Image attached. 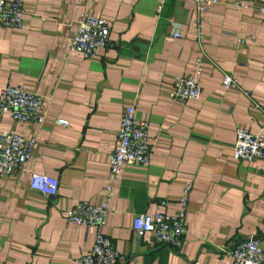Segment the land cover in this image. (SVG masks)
Wrapping results in <instances>:
<instances>
[{
    "label": "crops",
    "instance_id": "crops-1",
    "mask_svg": "<svg viewBox=\"0 0 264 264\" xmlns=\"http://www.w3.org/2000/svg\"><path fill=\"white\" fill-rule=\"evenodd\" d=\"M21 1L22 27L0 28V90L23 85L44 99L47 116L42 125L3 117L0 131L34 138L28 171L59 187L46 197L29 188V173L0 179V263L66 264L91 247L94 234L65 213L101 202L120 116L132 104L148 125L150 156L144 166L123 168L114 214L100 229L120 264H231L229 251L249 237L264 251V160L232 159L236 129L255 134L263 124L244 93L264 108V18L256 10L264 0H217L198 15L189 0ZM87 12L110 26L108 46L92 59L70 51ZM197 59L199 97L170 100L173 79L193 73ZM224 75L235 88L224 90ZM186 181L192 190L181 248L135 235L134 215L177 212Z\"/></svg>",
    "mask_w": 264,
    "mask_h": 264
},
{
    "label": "built area",
    "instance_id": "built-area-1",
    "mask_svg": "<svg viewBox=\"0 0 264 264\" xmlns=\"http://www.w3.org/2000/svg\"><path fill=\"white\" fill-rule=\"evenodd\" d=\"M195 5L197 15L205 13L217 0H189ZM162 1H160L161 5ZM158 9H160L158 7ZM264 18V6L256 9ZM26 14L21 0H0V28L17 30L22 27ZM171 27L175 23L169 24ZM203 24L197 18L194 21V31L198 40L203 39ZM110 34L109 24L90 13H84L77 20L76 29L71 38L70 51L80 54L85 59L97 56L100 49L108 46ZM178 38V34L173 35ZM202 63L195 62L193 73L185 77L173 79L168 91L170 100L185 104L195 100L200 95L199 75ZM221 86L225 91L236 87V81L223 76ZM255 109L261 111L263 124L257 133L240 127L236 129L235 141L232 147V159L240 162L264 160V108L255 104L247 93ZM44 99L30 92L23 85H7L0 90V119L7 117L18 123H35L42 125L46 120ZM56 125L67 126V122L56 120ZM146 122L137 119L135 104L126 106L120 116L116 145L109 157L108 179L104 186L103 197L99 204L79 202L68 209L65 217L68 223L84 227L94 240L91 247L80 257L66 264H120L122 256L113 248L109 238L100 232L107 219L114 214L111 200L121 173L127 166H144L148 163L151 143L147 133ZM36 140L25 139L11 131H0V179H5L15 173H29V188L46 197H54L59 183L56 178L29 172L28 163L32 157ZM192 182L186 181L178 197V210L175 214L164 211H154L149 214L134 215L131 220V230L138 237L149 234L158 245H165L172 250L182 246L185 235V213ZM167 202H160V207H166ZM225 252V249H222ZM231 264H264V251L260 241L249 237L238 241L229 251ZM1 264V263H0Z\"/></svg>",
    "mask_w": 264,
    "mask_h": 264
}]
</instances>
